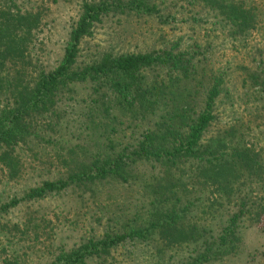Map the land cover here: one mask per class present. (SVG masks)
Instances as JSON below:
<instances>
[{
  "label": "trees",
  "instance_id": "16d2710c",
  "mask_svg": "<svg viewBox=\"0 0 264 264\" xmlns=\"http://www.w3.org/2000/svg\"><path fill=\"white\" fill-rule=\"evenodd\" d=\"M152 1H84L61 61L54 69L35 75H31L26 52L40 19L0 3V98L4 100L0 107V167L11 180L18 178L23 166L19 154L22 147L31 139L50 143L42 133L60 129L59 122L54 124L52 120L59 113L61 97L76 95L78 87L88 91L92 113L104 127L112 125L113 136L125 130L138 135L131 145L119 149L110 140L106 152L90 153L82 148L79 154L78 145H68L62 149L69 154L68 159H62L64 175L44 180L28 188L21 199L0 207V213L6 214L21 202L43 201L72 188L93 194L108 182L141 186L147 205L123 225L121 232H106L99 240L91 238L61 250L50 264H106L126 243L149 242L162 248L193 247L195 254L186 264L219 262L238 249L242 219L247 217L256 224L264 214V205L242 201L216 237H208L207 230L192 221L202 199L209 202L207 198L218 196L229 201L236 196L242 178L264 180L260 154L251 146L235 143L233 128L204 139L215 121L213 112L222 85L219 78L211 79L202 105L196 109L186 93L188 63L182 53L152 51L114 56L107 52L79 65L81 44L97 25L130 14L160 18ZM186 1L202 5L219 17L232 38L244 37L256 28L254 10L242 0ZM156 71H162L163 76ZM153 117L156 120L148 129L135 131ZM40 119L49 121L47 130L39 131L36 123ZM141 166L149 169L148 177H138Z\"/></svg>",
  "mask_w": 264,
  "mask_h": 264
},
{
  "label": "rangeland",
  "instance_id": "374dc122",
  "mask_svg": "<svg viewBox=\"0 0 264 264\" xmlns=\"http://www.w3.org/2000/svg\"><path fill=\"white\" fill-rule=\"evenodd\" d=\"M84 1L93 0H0L13 11L40 19L27 43L31 75L59 64ZM242 1L257 17L255 30L244 37L232 38L220 18L202 5H189L186 0H153L160 18L130 14L104 20L82 42L78 63L88 64L107 52L114 56L152 51L182 53L188 63L186 93L196 109L201 107L211 79L222 81L213 112L215 121L204 139L233 128V141L251 146L264 164V0ZM156 72L163 76L162 71ZM3 103L0 98V107ZM155 120H147L135 131L148 129ZM57 121L59 130L42 133L50 143L31 139L22 147L19 154L23 166L18 178L11 180L0 167V207L21 199L28 188L64 175L62 159H68L69 154L62 149L68 145H78L79 154L82 148L90 153L106 152L110 140L119 149L131 145L138 136L131 130L113 136L112 125L104 127L92 113L84 87H78L76 95L61 97L59 113L52 123ZM48 122L38 120L39 131L47 130ZM53 142L62 147L51 145ZM138 172V177L149 175L146 167L141 166ZM238 185L234 198L228 201L216 196L207 198L209 202L204 198L192 214V221L207 230L208 237L218 235L228 215L236 212L242 201L264 205V180L242 178ZM146 203L139 184L113 182L103 184L93 194L72 188L43 201L21 202L8 213H0V264H50L61 250L91 238L99 240L106 232H121L123 225L143 212ZM239 236L237 250L209 264H264V214L256 224L247 217L242 219ZM194 254L190 246L162 248L155 242L126 243L106 264H186Z\"/></svg>",
  "mask_w": 264,
  "mask_h": 264
}]
</instances>
